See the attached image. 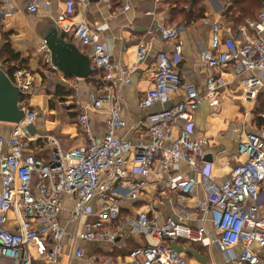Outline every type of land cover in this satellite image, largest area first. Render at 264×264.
<instances>
[{
    "label": "built area",
    "instance_id": "1",
    "mask_svg": "<svg viewBox=\"0 0 264 264\" xmlns=\"http://www.w3.org/2000/svg\"><path fill=\"white\" fill-rule=\"evenodd\" d=\"M98 1L112 8L116 0ZM70 2L84 10L90 4V0ZM49 7L48 0H33L27 10L38 15ZM14 9V0H0V21L12 16ZM130 10V5L123 6V12ZM203 23L211 29V40L201 54V62L220 72L207 79L204 94L194 84L183 83L178 70L183 51L178 29L164 25L157 28L161 40L173 45V56L166 52L156 56L153 84L141 103L148 110V141L132 143L118 136L126 128V99L120 89L131 83L132 72L114 62L105 49L102 33L106 27L95 28L86 20L76 21L65 15L55 21L61 35L90 51L92 73L96 75L89 77L92 82L88 104L80 100L81 80L67 78L53 64L45 43L39 48L46 55L43 78L49 81L57 75L70 90L69 98L61 103L67 108L76 107L77 122L87 141L84 147L63 152L52 136H30L27 128L38 117L29 106V99L36 93V75L26 68L11 75L0 66L20 90L19 108L24 113V120L13 125L9 136L0 130V264H60L67 240L75 243V259L95 264L98 257L87 255L77 242L114 243L126 229L139 230L157 244L133 249L126 260L117 264H187L171 247L177 241L204 246L213 242L223 254L240 247L241 254L230 259L229 264H260L257 251L264 249V215L260 214L258 203L264 183V131L245 136L238 154L246 160L233 169L229 180L219 184L212 176L211 166L203 162L208 139L193 136V123L201 105L207 101L216 106L218 96L230 98L246 114L255 111L264 84V10L256 19L243 20L233 31L225 29L220 20L205 18ZM151 49L150 44H138L137 63L145 62ZM229 68L241 93L228 90L222 73ZM178 93L181 101L168 106ZM158 106L161 109L155 110ZM92 113L106 118L103 137L94 134ZM173 130L177 131L174 140ZM35 141L54 147L49 160L37 157L31 149ZM134 176L143 179L134 180ZM149 177H155L165 191L191 193L200 188L204 198L196 202V208L201 224H185L186 214L177 220L162 221L152 202L147 204L148 211L126 217L118 224L122 203H139ZM11 213L18 224L15 232L7 228ZM208 217L218 234L213 240L203 225Z\"/></svg>",
    "mask_w": 264,
    "mask_h": 264
},
{
    "label": "crops",
    "instance_id": "2",
    "mask_svg": "<svg viewBox=\"0 0 264 264\" xmlns=\"http://www.w3.org/2000/svg\"><path fill=\"white\" fill-rule=\"evenodd\" d=\"M14 1V14L0 21V53L3 49L2 33L7 34L11 49L27 62V69L36 75V93L33 95L36 97L29 99V106L38 113V117L33 125L27 128L30 136H52L63 152L84 147L87 141L77 122L76 107L67 108L61 103L63 99L65 101L69 98L70 90L57 75H53V79L49 81H46L42 75L46 55L41 53L39 48L45 43L46 36L56 29L57 17L65 15L76 21L86 20L95 28L106 27L102 33L105 49L114 62L132 72L131 83L120 89V93L126 99L123 108L126 128L118 133L119 137L126 138L132 143L149 139L145 127L148 110L142 108L141 103L153 84L156 56L161 52L173 56V45L161 40L157 32L158 26L164 25L178 29L179 44L182 45L183 50L178 70L182 74L183 83L194 84L201 94L205 93L207 79L212 75L220 74L219 71L209 69L201 62V54L203 50L209 48L211 40V29L204 25L203 20L205 18L220 20L225 29L230 28L233 31V27L225 25L228 5L223 0H163L159 3L154 0H116L112 8L99 3L98 0H90L85 10L79 4H72L70 0H48L50 7L41 9L38 15H32L27 10L29 3L33 0ZM124 5H130L131 10L123 12ZM149 12L153 15H147ZM223 34L227 35L225 30ZM64 39L77 46L90 59L89 50L84 49L71 37L64 36ZM237 39L241 40V35L237 34ZM140 43L150 44L152 49L145 62L139 64L136 47ZM5 61L6 59L0 60V66L4 69H6ZM230 69L222 73L228 84V90L231 93H241L239 82ZM91 82V78L80 81V100L84 104L90 102L89 84ZM260 95L264 99V84ZM181 99V93L174 95L168 106L175 105ZM217 100L216 106L206 101L196 112L193 136L208 139L203 162L211 166L215 181L222 184L230 179L233 169L245 161V158L238 154L239 144L245 136L248 133L264 131V112L257 113L259 104L254 114H246L228 97L218 96ZM157 109L161 107L158 106L155 110ZM91 115L94 121V134L97 137H103L106 134V118L103 114L92 113ZM12 128L13 125L0 123V130L6 136L11 134ZM176 137L177 131L173 130L171 139L174 140ZM31 149L37 157L49 160L54 147L46 142L35 141L31 144ZM133 178L134 180L143 179L137 176ZM145 180L147 185L142 200L136 204L122 203V219L118 224L123 223L126 217H135L141 212L148 211L147 204L150 202L155 205L162 221L169 218L177 220L186 214L188 217L184 218L185 224L192 227L201 224V215L196 208V202L204 198L200 188L191 193L171 192L161 188L155 177ZM260 195L259 211L261 215H264V183L260 187ZM63 201L65 205H69L67 198ZM65 216L63 212L61 217ZM203 225L210 239L217 238V231L209 217L205 218ZM7 228L13 232L18 230L14 213L9 215ZM155 244H157L155 240L139 230L130 229H126L114 243L77 242V245L84 247L87 255L98 257V262L95 264H117L126 260L131 250ZM74 247L75 243L66 241L60 264H90L74 258ZM171 247L181 254L187 264H229L230 259L241 254L240 247L233 249L229 254H223L213 242L204 246L177 241L172 242ZM258 255L260 264H264V249L258 251Z\"/></svg>",
    "mask_w": 264,
    "mask_h": 264
},
{
    "label": "water",
    "instance_id": "3",
    "mask_svg": "<svg viewBox=\"0 0 264 264\" xmlns=\"http://www.w3.org/2000/svg\"><path fill=\"white\" fill-rule=\"evenodd\" d=\"M52 62L67 77L87 80L93 69L89 57L77 46L65 41L56 29L45 38ZM21 92L0 68V123L19 125L24 120V113L19 108Z\"/></svg>",
    "mask_w": 264,
    "mask_h": 264
},
{
    "label": "trees",
    "instance_id": "4",
    "mask_svg": "<svg viewBox=\"0 0 264 264\" xmlns=\"http://www.w3.org/2000/svg\"><path fill=\"white\" fill-rule=\"evenodd\" d=\"M229 4V7L225 13L226 19H256L259 11L264 10V0H223ZM3 42V49L0 53V60L6 59L5 68L9 74H13L20 68L27 69V62L21 59L19 54H16L12 49L10 43H8L9 35L3 34L1 36ZM94 76L96 73L93 74ZM259 109L257 113H263L261 108L264 106L263 96L259 94ZM260 125V124H259Z\"/></svg>",
    "mask_w": 264,
    "mask_h": 264
},
{
    "label": "rangeland",
    "instance_id": "5",
    "mask_svg": "<svg viewBox=\"0 0 264 264\" xmlns=\"http://www.w3.org/2000/svg\"><path fill=\"white\" fill-rule=\"evenodd\" d=\"M220 3L222 4V2L220 1ZM224 3H226V2H224ZM227 5H228V7H229V4L228 3H226ZM262 11V10H261ZM260 12V11H259ZM258 12V13H259ZM244 19H237V20H230V19H225V25L226 26H230V27H233V30L234 29H236L237 30V27L241 24V22L243 21ZM36 96H32L31 98H30V100L31 99H33V98H35ZM32 103H33V101H32ZM234 103V102H233ZM258 104H259V101L257 100V104H256V107L258 106ZM259 107V106H258ZM261 110H263V112H264V106L261 108ZM256 112V108H255V111H254V113ZM253 113V114H254ZM50 120H52L51 118H50ZM53 121V120H52ZM245 160H246V158H245ZM258 251H260V250H258ZM258 251H257V253H258Z\"/></svg>",
    "mask_w": 264,
    "mask_h": 264
}]
</instances>
